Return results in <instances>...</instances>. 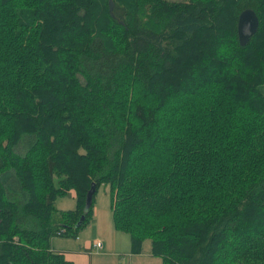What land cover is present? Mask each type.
<instances>
[{"label":"trees","instance_id":"trees-1","mask_svg":"<svg viewBox=\"0 0 264 264\" xmlns=\"http://www.w3.org/2000/svg\"><path fill=\"white\" fill-rule=\"evenodd\" d=\"M101 186L131 254L264 264V0H0V264H72Z\"/></svg>","mask_w":264,"mask_h":264},{"label":"rangeland","instance_id":"rangeland-1","mask_svg":"<svg viewBox=\"0 0 264 264\" xmlns=\"http://www.w3.org/2000/svg\"><path fill=\"white\" fill-rule=\"evenodd\" d=\"M177 1V0H171ZM106 188L101 186L95 196L93 207L94 224H89L78 234L79 241L74 238H55L53 245L56 249L79 250L90 252L89 264H162L156 257H139L131 254V243L128 235L118 232L112 221L109 207V197ZM58 209H75V202L68 198L56 201ZM99 242L102 250L93 248L92 244ZM149 244V243H148ZM105 254V255H103Z\"/></svg>","mask_w":264,"mask_h":264},{"label":"water","instance_id":"water-1","mask_svg":"<svg viewBox=\"0 0 264 264\" xmlns=\"http://www.w3.org/2000/svg\"><path fill=\"white\" fill-rule=\"evenodd\" d=\"M112 3L110 1V11L112 10ZM259 27V20L257 15L252 10H245L238 16L237 22V36L240 46H246L250 39L257 33ZM95 193V188L92 186L88 193V205Z\"/></svg>","mask_w":264,"mask_h":264},{"label":"crops","instance_id":"crops-1","mask_svg":"<svg viewBox=\"0 0 264 264\" xmlns=\"http://www.w3.org/2000/svg\"><path fill=\"white\" fill-rule=\"evenodd\" d=\"M70 200H73L75 202V200L73 198H70ZM58 210H60V211H69V210H72V209H69V210L58 209ZM94 222L95 221L93 219L92 224H94ZM53 241H52V247L56 251L63 252L66 261H68V262H70L72 264H89V261H90V252L89 251H86V250H84L82 248H79V250H77V251H75V250L71 251V250L56 249V247L53 245ZM75 241H79V237H77L75 239ZM103 255H105V254H103ZM138 256L142 257V258L143 257H149L145 253L138 254Z\"/></svg>","mask_w":264,"mask_h":264},{"label":"built area","instance_id":"built-area-1","mask_svg":"<svg viewBox=\"0 0 264 264\" xmlns=\"http://www.w3.org/2000/svg\"><path fill=\"white\" fill-rule=\"evenodd\" d=\"M93 248H96L97 250L101 251L102 250V245L99 242H94L92 244Z\"/></svg>","mask_w":264,"mask_h":264}]
</instances>
